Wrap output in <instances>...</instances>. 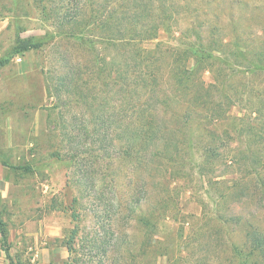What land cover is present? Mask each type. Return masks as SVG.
<instances>
[{
  "label": "trees",
  "instance_id": "1",
  "mask_svg": "<svg viewBox=\"0 0 264 264\" xmlns=\"http://www.w3.org/2000/svg\"><path fill=\"white\" fill-rule=\"evenodd\" d=\"M33 5L52 31L39 38L19 34L13 54L60 53L56 64L49 62L48 80L52 84L63 71L52 89L61 101L67 96L63 106L76 110L73 120L65 113L59 122L73 147L67 148L70 159L88 161L87 177L95 183L102 182L103 165L131 168L132 191L118 204V221L140 223L146 243L162 223L183 220L174 184L197 176L211 185L241 172L219 196L225 209L217 211V221L225 231L241 228L242 243L232 250L242 264L248 258L261 264L264 175L251 176L255 166L264 165V0H34ZM162 31L171 42L149 47ZM7 61L1 59L0 68ZM242 107L253 120L221 130L233 118L231 110ZM228 200H235L238 211L253 200L259 208L243 217L233 206L227 212ZM4 227L0 220L3 235ZM226 235L220 241L231 242L233 232Z\"/></svg>",
  "mask_w": 264,
  "mask_h": 264
},
{
  "label": "rangeland",
  "instance_id": "2",
  "mask_svg": "<svg viewBox=\"0 0 264 264\" xmlns=\"http://www.w3.org/2000/svg\"><path fill=\"white\" fill-rule=\"evenodd\" d=\"M33 1L0 0V60H8L0 68V164L6 168L4 176L12 182L10 208L0 199L4 226L20 230V226L34 228L42 222L60 227L65 236L61 241L71 247L65 264H242L232 250L233 244L242 243L241 228L236 225L225 231L217 221V211L225 209L219 196L229 192L227 188L235 179L243 177L241 172L217 178L211 185L197 176L191 183L174 184L179 189L183 220L162 223L149 243H145L147 230L140 223L118 221V204L128 201L132 191L128 186L133 177L131 168L103 165L98 177L102 182L95 183L87 177L88 161H81L82 157L70 159L67 148L73 147L65 142L59 122L65 113L73 120L76 110L63 106L67 96L63 95L61 101L52 89L63 71L54 74L52 84L48 80L49 62L56 64L60 53L32 50L13 54L19 34L24 39L39 38L52 31L50 23L35 11ZM253 15L260 16L256 12ZM169 41V34L162 31L149 47ZM205 80L210 82L208 73ZM231 115L233 118L224 122L221 130L240 129L243 120H253L243 107L233 108ZM254 171L252 178L264 175V165L255 166ZM234 201L228 200V213L234 210L244 217L259 208V202L249 204L247 200V208L238 211ZM230 231L234 234L231 242L220 241ZM35 253L31 247L19 249L9 261L35 264L29 259ZM248 264H257L255 258H248Z\"/></svg>",
  "mask_w": 264,
  "mask_h": 264
},
{
  "label": "crops",
  "instance_id": "3",
  "mask_svg": "<svg viewBox=\"0 0 264 264\" xmlns=\"http://www.w3.org/2000/svg\"><path fill=\"white\" fill-rule=\"evenodd\" d=\"M5 169L0 164V199L10 208L12 182L4 176ZM4 229L5 235L0 230V264H11L9 258H14L17 250H28L30 247L36 252L33 256H29L35 264H65L71 255L68 244L61 241L65 236L61 228L56 225L41 222L34 228L20 226V230H16L12 226H7ZM56 241L60 243L57 244Z\"/></svg>",
  "mask_w": 264,
  "mask_h": 264
}]
</instances>
